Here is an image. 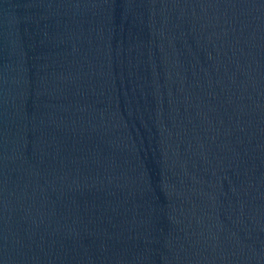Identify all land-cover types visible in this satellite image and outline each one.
<instances>
[{
    "label": "water",
    "instance_id": "1",
    "mask_svg": "<svg viewBox=\"0 0 264 264\" xmlns=\"http://www.w3.org/2000/svg\"><path fill=\"white\" fill-rule=\"evenodd\" d=\"M0 264H264V0H0Z\"/></svg>",
    "mask_w": 264,
    "mask_h": 264
}]
</instances>
